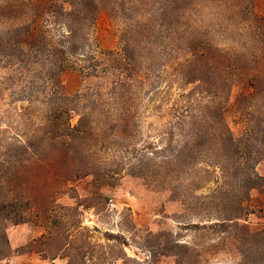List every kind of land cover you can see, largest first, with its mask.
<instances>
[{
  "label": "trees",
  "instance_id": "16d2710c",
  "mask_svg": "<svg viewBox=\"0 0 264 264\" xmlns=\"http://www.w3.org/2000/svg\"><path fill=\"white\" fill-rule=\"evenodd\" d=\"M46 17L63 33L50 34ZM103 17L117 22V40L95 50L90 40ZM2 62L13 68L11 85L20 79L27 88L13 132L0 127V260L32 252L48 264L57 257L67 264L127 260L95 256L79 204L58 200L77 197L75 184L87 178L94 190L84 199H101L103 187L130 174L167 183L172 198L193 196L208 212L189 224L193 230L230 245L239 264H264V223L249 221L264 210L263 201L253 203L264 195L257 170L264 166V0H0ZM154 69L166 75L164 85L188 87L169 106L182 110L177 125L187 136L161 158L138 145L130 111ZM67 76L78 82L72 90ZM101 77H109L106 110L96 102ZM229 120L241 126L239 135ZM134 150L141 159L127 158ZM22 223L42 233L12 249L6 228ZM164 243L162 255L174 264H203L194 246Z\"/></svg>",
  "mask_w": 264,
  "mask_h": 264
},
{
  "label": "rangeland",
  "instance_id": "374dc122",
  "mask_svg": "<svg viewBox=\"0 0 264 264\" xmlns=\"http://www.w3.org/2000/svg\"><path fill=\"white\" fill-rule=\"evenodd\" d=\"M44 24L50 34L63 33L64 27L61 23H49L46 17ZM117 28L115 20L103 17L97 26V34H93L94 38L90 40L93 44L92 48L96 50L114 47L117 40ZM95 35L100 45L95 42ZM225 41L220 39L218 42ZM90 43H86L85 50L90 48L88 46ZM1 64L5 66H0V127L6 128L4 129L6 134H11L19 119L17 106L20 104L19 98L24 94L21 89L27 88V85L20 82V79L17 80L19 82L17 85H11L12 80H8V77L12 75L13 68L7 63ZM34 70L29 72L28 77H33ZM165 76L154 69L146 88L141 93L135 92L138 94H136L137 99L133 100L130 107L131 113L138 118L137 126L134 128L135 139L139 140L138 145L140 142L145 143L146 150L153 152L152 156L156 158H161L163 154H169L175 150L179 142L187 136V132L184 130L186 132L184 134L177 125L182 110L179 107L170 109L169 106L188 87L184 89L176 84L164 85L166 81L163 77ZM97 83L101 84L103 96L96 102L102 101L106 110L107 98L110 95L109 77H101ZM77 84L73 76L66 77L65 85L68 90H72ZM87 86L88 81L84 80L80 88L81 95H85ZM159 90L161 93L158 92ZM108 101L110 102L109 99ZM150 104L152 107H149ZM76 120L77 116L73 115L71 123L75 124ZM230 127L234 135L240 134V125L230 122ZM165 146L168 148L162 152L160 149ZM127 158L138 160L142 157L134 150L129 151ZM257 170L263 174L264 166L259 165ZM193 173L194 171L186 175V180L191 176L193 178ZM194 182L196 181L190 180L189 187ZM168 186L167 183H156L150 178L123 174L115 186H106L101 189L104 194L101 199L93 198L89 201L85 200L84 196L94 190V184L87 178L75 184L77 197L71 198L64 195L58 201L65 205L79 204L78 218L81 225L86 228L84 235L94 245L92 248L95 256L104 251L109 257L124 254L127 259L117 258L114 263L108 259L105 264H174V256L162 255L165 240L173 239L194 246L199 254L198 259L203 264H239L240 256L230 245H215L218 238L210 239L204 230H193L190 227V223H198L208 214L206 209L196 205L195 198L190 194V197H185L186 201H182L181 197L172 198ZM200 193L201 191L198 190L193 195H201ZM253 195L256 196L257 193L253 192ZM261 201L264 204V195L257 196L253 203L255 205L258 203L259 206ZM249 221L251 224H263L264 210L250 215ZM41 233L42 229L33 223L8 225L6 228L12 249L37 238ZM209 248L212 249L208 251ZM67 261V258L57 257L53 263L67 264ZM0 264H48V261L32 252L2 259ZM85 264L92 263L86 261Z\"/></svg>",
  "mask_w": 264,
  "mask_h": 264
}]
</instances>
